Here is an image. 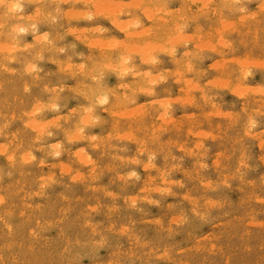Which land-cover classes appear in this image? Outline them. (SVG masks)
I'll list each match as a JSON object with an SVG mask.
<instances>
[{"label": "rangeland", "instance_id": "obj_1", "mask_svg": "<svg viewBox=\"0 0 264 264\" xmlns=\"http://www.w3.org/2000/svg\"><path fill=\"white\" fill-rule=\"evenodd\" d=\"M15 1L0 8V264H264V0ZM146 40L167 49L142 62Z\"/></svg>", "mask_w": 264, "mask_h": 264}, {"label": "bare ground", "instance_id": "obj_2", "mask_svg": "<svg viewBox=\"0 0 264 264\" xmlns=\"http://www.w3.org/2000/svg\"><path fill=\"white\" fill-rule=\"evenodd\" d=\"M41 1H42V0H41ZM75 1L77 2L78 0H75ZM79 1H83V2H84V0H79ZM100 1H101V0H100ZM134 1L137 2L138 0H134ZM139 1H140V0H139ZM139 1H138V2H139ZM141 1L143 2L144 0H141ZM141 1H140V3H141ZM148 1H149V0H148ZM198 1L200 2V0H198ZM229 1H230V0H229ZM9 2H10V1H9ZM16 2H19V1H15L14 3L17 4ZM34 2H35V1H34ZM39 2H40V1H39ZM87 2H89V3L92 2L91 5H92V8H93V7H94L93 5H95V4H93V2H96L97 4L101 5V4H105L106 1L104 2V0H103V1H102L103 3H100L98 0H97V1H96V0H94V1L87 0L85 3H87ZM98 2H99V3H98ZM107 2H108V1H107ZM114 2H115V1H114ZM114 2L111 1V2H109L110 5H109V3H107L106 6H105V5H101L102 8H101V6H100V8H99V10H98L97 12H99V13H103V12L106 11V10L108 11V10H109L108 5L110 6V9H111V8H114L115 10H117L118 8L121 7V6H119V7L116 9V5H115V4H117V6H118L120 2H118V3H117V1H116V3H114ZM131 2H132V0H131ZM149 2H151V0H150ZM164 2H165V1H164ZM186 2H188V1H186ZM223 2H224V0H223ZM14 3H12V4H14ZM111 3H113V5H111ZM140 3H139V4L137 3L138 5H137L136 3H133V4H135V5H134L135 7H134L133 5H131L132 3H130V0H129L126 4L120 3V5L123 4L122 6H123V8H124V5H125V6H128V5L130 4L131 6L129 5V8H130V7H134V8H137V9H138V8L140 7V5L142 6V3H141V4H140ZM184 3H185V2H184ZM97 4H96V6H95L94 8H97V7L99 6V5L97 6ZM157 4H158V3H157ZM114 5H115V7H113ZM159 5H160V4H159ZM164 5H165V4H164ZM103 6H104L105 8H103ZM137 6H138V7H137ZM143 6H144V5H143ZM160 6H161V5H160ZM199 6H200V5H199ZM19 7H21V6H19ZM147 7H150V6L148 5ZM147 7H146V8H147ZM94 8H93V12H94ZM107 8H108V9H107ZM121 8H122V7H121ZM126 8H127V7H126ZM126 8H125V9H126ZM146 8L144 7L145 10H143L142 7H141L140 9H142V10H141L142 12H143V11L146 12V10H147ZM187 8H188V7H187ZM41 9H42V8H41ZM103 9H106V10H103ZM114 9L111 10V11H112L111 13H113V14H114ZM164 9H165V7H164ZM164 9H163V7H162V10H164ZM188 9H190V8H188ZM217 9H218V8H217ZM217 9H216V10H217ZM20 10H21V9H20ZM100 10H102V11H100ZM120 10H121V9H120ZM120 10H119V11H120ZM129 10H130V9H129ZM151 10H152V9H151ZM153 10H154V9H153ZM158 10H160V9L158 8ZM181 10H182V9H181ZM5 11H6V10H5ZM42 11H43V10H42ZM74 11H76V10H74ZM107 11H106V12H107ZM117 11H118V10H117ZM139 11H140V10H139ZM141 11H140V12H141ZM166 11H167V9H166ZM188 11H189V10H188ZM195 11H196V10H195ZM6 12H7V11H6ZM14 12H15V11H14ZM14 12H12V13H10V14H12V16H13V13H14ZM83 12H84V13H83ZM86 12H87V11H86ZM86 12H85V11H82L81 15H82V14H83V15L80 16V18H82L83 16H85V17L88 16L89 13L85 14ZM106 12H104V14H106ZM142 12H141V13H142ZM149 12H150V10H149ZM149 12L147 11V13H145V14H148V15L145 17L146 20H147V19L149 20V16H150ZM157 12L159 13V11H157ZM109 13H110V12H109ZM160 13H161V11H160ZM7 14H9V13L7 12ZM43 14H45V13H43ZM48 14H49V13H48ZM94 14H95V13H94ZM96 14H98V13H96ZM113 14H111V17H112ZM125 14H126V13H125ZM127 14H128V12H127ZM127 14H126V15H127ZM143 14H144V13H143ZM145 14H144V16H145ZM153 14H154V12H153ZM199 14H200V11H199ZM41 15H42V14H41ZM62 15H63V14H62ZM79 15H80V14H79ZM154 15H155V14H154ZM157 15H159V14H157ZM20 16H21V15H20ZM20 16L17 15V17H20ZM44 16H45V15H44ZM46 16H47V14H46ZM63 16H64V15H63ZM71 16H72V15L70 14L69 17H71ZM131 16L133 17V15H131ZM159 16H160V15H159ZM212 16H213V15H212ZM3 17H4V16H3ZM21 17H22V16H21ZM21 17H20V18H21ZM24 17H25V16H24ZM42 17H43V16H42ZM89 17H90V16H89ZM150 17H152V16H150ZM155 17H156V19H158V20L161 19L160 17H159V18H157V16H155ZM20 18H19V19H20ZM25 18H27V17H25ZM130 18H131V17H130ZM208 18H209V17H208ZM16 19H17V18H16ZM22 19H23V18H22ZM77 19H78V18H77ZM82 19H83V18H82ZM86 19H87V18H86ZM131 19H132V18H131ZM136 19H137V18H136ZM153 19H154V16H153ZM242 19H243V18H242ZM111 20H113V19H111ZM134 20H135V19H134ZM237 20H238V19H237ZM48 21H49V20H48ZM48 21H47V22H48ZM153 21H154V20H153ZM155 21H156V20H155ZM239 21H240V20H239ZM112 22H115V19H114V21H112ZM116 22H118V21L116 20ZM124 22H125V21H124ZM124 22L121 23V24L118 23V25H120V26H121V25L124 26V25H123ZM136 22H138V19L136 20ZM161 22H163V20H162ZM0 23H1V21H0ZM125 23H126V24H125V25H126L125 28L128 29L127 27H128V26H131V25H130L129 23H128V24H129V25H128V24H127V21H126ZM157 23H158V22H157ZM242 23H243V22H242ZM20 24H21V23H20ZM140 24H141V23H140ZM161 24H162V23H161ZM0 25H1V24H0ZM18 25H19V24H18ZM138 25H139V24H138ZM159 25H160V24H159ZM159 25L157 24L158 27H160ZM225 25H227V24H225ZM1 26H3V25H1ZM4 26H5V25H4ZM22 26H23V24H22ZM120 26H118V27H119V29L122 30L123 28H120ZM122 26H121V27H122ZM140 26H141V25H140ZM25 27H26V26H25ZM70 27H71V26H70ZM132 27H133V26H132ZM132 27H131V28H132ZM223 27H224V26H223ZM227 27H230V26L227 25ZM13 28H16V29H17L18 26H17V25H16L15 27L13 26ZM19 28L22 29L23 27L21 28L20 25H19ZM125 28H124V29H125ZM135 28H137V27H135ZM135 28H134V29H135ZM144 28H146V27H144ZM144 28L141 29V30H143V31H142L143 33H142L141 31H139V32H138V31H133V33H134V32L137 33V34H134L135 36L132 35V34H130V33H128V31H127V34H130V36H132V37L140 36L141 33H142V35H143V34H144ZM155 28H156V27H155ZM225 28H226V27H225ZM231 28H232V26H231ZM9 29H10V28H9ZM9 29H8V30H9ZM11 29H12V27H11ZM20 29H19V30H20ZM124 29H123V31H124ZM126 29H125V30H126ZM129 29H130V28H129ZM153 29H154V28H153ZM153 29H152V30H153ZM157 29H160V28H157ZM232 29H234V28H232ZM12 30H13V29H12ZM121 30H120V31H121ZM130 30H131V29H130ZM139 30H140V29H139ZM147 30H148V29H147ZM24 31H25V30H24ZM153 31H154V30H153ZM232 31H233V30H232ZM10 32H11V30H10ZM20 32H21V31H20ZM71 32H72V31H71ZM71 32H70V33H71ZM130 32H132V31H130ZM140 32H141V33H140ZM145 32H146V31H145ZM6 33H9V31L6 32ZM11 33H12V32H11ZM11 33H10V34H11ZM124 33H125V32H124ZM155 33H156V32H155ZM155 33H152V34L150 33V34H151V35H153V34L155 35ZM138 34H139V35H138ZM145 34H147V33H145ZM125 36H129V35H126V34H125ZM144 36H145V35H144ZM147 36H148V34H147ZM13 37L15 38L16 36H13ZM33 37H34V36H33ZM36 37H37V35H36ZM38 37H39V36H38ZM132 37H131V39H132ZM155 37H157V35H156ZM164 37H165V36H164ZM9 38H10V37H9ZM31 38H32V37H31ZM39 38H40V37H39ZM39 38H38V41H36V42H39ZM161 38H163V37H161ZM166 38H167V37H166ZM16 39H17V37H16ZM131 39H130V40H131ZM134 39H135V38H134ZM137 39H138V38H137ZM137 39L133 40L132 42L136 41ZM152 39H153V38H152ZM164 39H165V38H164ZM164 39H163V40H164ZM14 40H15V39H14ZM55 40H56V39H55ZM59 40H61V38H59ZM155 40H157V39H155ZM169 40H170V39H169ZM169 40H168V41L166 40L165 43H167V44H168V43L171 44V43L169 42ZM17 41H19V40H17ZM31 41H32V40H31ZM33 41H34V40H33ZM47 41H48V40H47ZM116 41L118 42L119 40H116ZM124 41H125V40H124ZM152 41H153V40H152ZM170 41H171V40H170ZM14 42H15V41H14ZM44 42H45V41H44ZM86 42H87V41H86ZM150 42H151V39H150ZM150 42L148 41V43H147V40H146V45L144 44V48H143V45H142V48H141V46H140V50H141V52H140V50H139V54H140V53H141V54L143 53V51L145 50V48L147 47V45H148ZM172 42H173V41H172ZM110 43H112V42H110ZM118 43H119V42H118ZM118 43H117V44H118ZM120 43H123V41H121ZM120 43H119L118 45H117V44H116V45L119 47ZM134 43H135V42H134ZM134 43H130L131 46H127V45H126L127 48L129 47V48H128V49H129V50H128L129 53L131 52L132 49H134V50H132V51H135V50L137 51V48L135 49V47H139V45H140L138 42H136V43H138V46H136ZM163 43H164V42H163ZM8 44L10 45V43H8ZM8 44L6 43V45H8ZM12 44H13V43H12ZM31 44H32V43H31ZM42 44H43V43H42ZM44 44H45V43H44ZM112 44H114L113 46H115V42H113ZM123 44H124V43H123ZM132 44H133V45H132ZM1 45H3V44H0V46H1ZM17 45H18V44H17ZM124 45H125V44H124ZM156 45H157V43L154 44V45L152 44V46L150 45V47H147V48H149V49H150V48H156V47H155ZM13 46H14V45H13ZM23 46H24V45H23ZM44 46H45V45H44ZM117 46H115V47L117 48ZM121 46H122V45H121ZM126 46H124V47H126ZM134 46H135V47H134ZM148 46H149V45H148ZM1 47H2V46H1ZM6 47H8V46H6ZM6 47H5V44H4V50L6 49ZM10 47H11V45H10ZM18 47H19V45H18ZM25 47H26V46H25ZM25 47H24V48H25ZM124 47H122V49H123V51H126L127 48H126V50H125ZM130 47H134V48H130ZM158 47H159V45H157V48H158ZM160 47H162V46H160ZM160 47L158 48V50L160 49ZM49 48H51V47L49 46ZM49 48H48V50H49ZM53 48H54V46H53ZM87 48H88V47H87ZM92 48H93V47H92ZM96 48H97V47H96ZM111 48H112V47H111ZM119 48H120V47H119ZM147 48H146L147 51H146V50H145V51L148 53L149 51H148ZM163 48L167 49V45H166V47L163 46L162 49H163ZM2 49H3V48H2ZM2 49L0 50V52H1V51H4V50H2ZM10 49L13 50V47L10 48ZM10 49H9V50H10ZM17 49H18V48H17ZM99 49H100V48H99ZM108 49H109V48H108ZM162 49H160V50H162ZM6 50H7V52H8V49H6ZM38 50H39V49H38ZM104 50H105V49H104ZM112 50H113V49H112ZM118 50H119V49H118ZM151 50H154V49H151ZM158 50H157V52H158ZM15 51H16V50H15ZM15 51H14V52H15ZM20 51H21V49H20ZM93 51H94V50H93ZM95 51H96V50H95ZM97 51H98V50H97ZM101 51H102V50H101ZM101 51H100V52H101ZM107 51H108V50H107ZM128 51H127V52H128ZM136 51H135V52H136ZM145 51H144L143 54H146ZM154 51H156V50H154ZM164 51H165V50H163V52H164ZM167 51H169V50H167ZM167 51H165V52L167 53ZM5 52H6V51H5ZM18 52H19V51H18ZM37 52H39V51H37ZM102 52H103V51H102ZM120 52H121V51H120ZM159 52H160V51H159ZM2 53H3V52H2ZM8 53H9V52H8ZM104 53H105V51H104ZM106 53H107V52H106ZM5 54H6V53H5ZM12 54H13V53H12ZM12 54H11V55H12ZM141 54H140V57H141ZM143 54H142V56L144 57ZM149 54H151V53H149ZM171 54H173V53H171ZM171 54H170V55H171ZM38 55H39V54H38ZM105 55H106V54H105ZM124 55H125V54H124ZM126 55H127V54H126ZM153 55H154V54H153ZM153 55H151V58H152ZM155 55H156V52H155ZM39 56H41V55H39ZM78 56H80V55H78ZM101 56H102V55H101ZM110 56H111V55H110ZM3 57H5V56H3ZM9 57H10V56H9ZM35 57H36V56H35ZM119 57H123V56H119ZM127 57H129V56L127 55ZM127 57H126V58L119 59V60H121V61L124 60V61H125V60L128 59ZM5 58H6V57H5ZM36 58H37V57H36ZM38 58H39V57H38ZM67 58H68V57H67ZM129 58H130V57H129ZM141 58H142V57H141ZM141 58H138V59H141ZM146 58L151 59L150 56H148V55H147ZM146 58H145V59H146ZM7 59H8V57H7ZM10 59H11V57H10ZM12 59H13V57H12ZM89 59H90V58H89ZM143 59H144V58H142L141 61H142ZM145 59H144V60H145ZM149 59H148V60H149ZM50 60H51V58H50ZM53 60H54V58H53ZM107 60H109V62L111 61L110 59H107ZM107 60H105V61H107ZM119 60H118V61H119ZM132 60H133V59H132ZM151 60H152V59H151ZM56 61H57V59H56ZM121 61H119V64H120ZM129 61H131V60L129 59ZM141 61H140V62H141ZM127 62H128V60H127ZM142 62H143V61H142ZM142 62H141V63H142ZM144 62H145V61H144ZM147 62L150 63L149 61H146V63H147ZM226 62H227V61H226ZM24 63H25V62H24ZM27 63H28V62H27ZM27 63H26V65H27ZM58 63H59V62H58ZM60 63H61V62H60ZM83 63H84V62H83ZM83 63H82V64H83ZM103 63H104V62H103ZM121 63H122V62H121ZM148 63H147V65H148ZM227 63H228V62H227ZM74 64H75V63H74ZM107 64H108V63H107ZM125 64H127V63L125 62ZM125 64H124V66H127V65H125ZM1 65H2V64H1ZM26 65H25V66H26ZM30 65H31V63H30ZM59 65H60V64H59ZM65 65H66V64H65ZM83 65H84V64H83ZM110 65H111V63H110ZM114 65H115V64H114ZM128 65H129V64H128ZM237 65L239 66V64H237ZM28 66H29V65H28ZM31 66H32V65H31ZM62 66H63V65H62ZM66 66H67V65H66ZM70 66H71V65H70ZM72 66H73V65H72ZM104 66H105V65H103V67H104ZM106 66H107V65H106ZM108 66H109V65H108ZM112 66H113V63H112ZM116 66H117V65H116ZM122 66H123V65L121 64L120 67H122ZM2 67H4V65H3ZM5 67H6V66H5ZM60 67H61V66H60ZM100 67H101V65H100ZM114 67H115V66H114ZM114 67H112V68H114ZM120 67H119V69H120ZM239 67H240V66H239ZM241 67H242V66H241ZM34 68H35V67H34ZM34 68H33V69H34ZM68 68H69V67H68ZM95 68H96V67H95ZM124 68H125V67H124ZM133 68L135 69L136 67L134 66ZM0 69H1V68H0ZM35 69H36V68H35ZM61 69H62V68H61ZM61 69H60V70H61ZM65 69H67V68L65 67ZM69 69H71V68H69ZM89 69H90V68L88 67L87 70H89ZM102 69H103V68H102ZM104 69H105V68H104ZM107 69H108V68H107ZM115 69H116V67H115ZM121 69H122V68H121ZM128 69H129V68H128ZM177 69H178V68H177ZM241 69H242V68H240V69H238V70L241 72ZM4 70H5V69H4ZM8 70H9V69H8ZM8 70H7V73H8ZM90 70H91V69H90ZM93 70H94V69H93ZM93 70H91V71H93ZM109 70H110V68H109ZM122 70H123V69H122ZM122 70H121V71H122ZM130 70H133L131 66H130ZM2 71H3V70H2ZM9 71H10V70H9ZM33 71H34V70H33ZM61 71H62V70H61ZM65 71H66V70H65ZM91 71H90V72H91ZM95 71H96V70H95ZM101 71H102V70H101ZM118 71H120V70H118ZM68 72H69V70H68ZM74 72H76V71H74ZM74 72H73V74H75ZM96 72H97V71H96ZM105 72H106V71H105ZM131 72H132V71H131ZM135 72H136V71H135ZM146 72H147V71H146ZM175 72H176V71H175ZM240 72H239V73H240ZM81 73H83V71H82ZM97 73H98V72H97ZM129 73H130V72H129ZM137 73L139 74V71H138ZM142 73H144V72H142ZM65 74H66V73H65ZM68 74H69V73H68ZM90 74H91V73H90ZM102 74H103V73H102ZM130 74H131V73H130ZM35 75H36V74H35ZM71 75H72V74H71ZM132 75H133V74H132ZM140 75H141V74H140ZM37 76H38V75H37ZM73 76H74V75H73ZM88 76H89V75H88ZM88 76H87V77H88ZM101 76H102V75H101ZM134 76H135V73H134ZM141 76H142V75H141ZM91 77H92V76H91ZM91 77H90V79H91ZM99 77H100V76H99ZM99 77H98V78H99ZM122 77H123V76H122ZM135 77H136V76H135ZM138 77H139V76H138ZM93 78H94V77H93ZM98 78H97V81H98ZM174 78H175V77H174ZM94 80H95V79H94ZM135 82H136V81H135ZM82 84L85 85L84 82H83ZM95 84H97V83H95ZM98 84H99V83H98ZM135 84H136V83H135ZM138 84H139V83H138ZM138 84H137V85H138ZM144 84H145V83H144ZM144 84H143V85H144ZM86 85H87V84H86ZM116 85H117V84H116ZM87 86H88V85H87ZM97 86H98V85H97ZM100 86H101V84H100ZM120 86H121V85H120ZM124 86H125V85H124ZM124 86H123V87H124ZM139 86H140V85H139ZM139 86H138V87H139ZM83 87H84V86H83ZM83 87H82V90H83ZM89 87H90V86H89ZM104 88H105V87H104ZM107 88H108V87H107ZM26 89H27V88H26ZM79 89H80V88H79ZM86 89H87V87H86ZM98 89H99V87H98ZM98 89H97V90H98ZM124 89H125V88H124ZM127 89H128V88H127ZM242 89L244 90V87H243ZM242 89H241V90H242ZM87 90H88V89H87ZM100 90H101V88H100ZM106 90H107V89H106ZM109 90H110V88H109ZM235 90H236V88H235ZM235 90H234V92H236ZM238 90H239V89H238ZM241 90H240V91H241ZM246 90H248V89H246ZM78 91H79V90H78ZM89 91H90V90H89ZM112 91H113V90H112ZM254 91H256V90H254ZM25 92H26V90H25ZM87 92H88V91H87ZM98 92H99V91H98ZM242 92H244V91H242ZM242 92H241V93H242ZM252 92H253V91H252ZM88 93H89V92H88ZM90 93L92 94V92H90ZM238 93H239V91H238ZM238 93H237V94H238ZM82 94L84 95V93H82ZM85 94H86V93H85ZM93 94H94V93H93ZM234 94H235V93H234ZM239 94H240V93H239ZM242 94H244V93H242ZM254 94H256V93H254ZM110 95H111V94H110ZM124 95H125V94H124ZM55 96H57V95L54 94L53 99L55 98ZM97 96H98V95H97ZM103 96H105V95H103ZM113 96H115V94H114ZM243 96H246V94L243 95ZM85 97H86V96H85ZM127 97H129V96H126V98H127ZM130 97H132V96H130ZM87 98H88V96H87ZM89 98H91V96H90ZM115 98H116V97H115ZM122 98H124V97H122ZM126 98H125V99H126ZM53 99H52V100H53ZM55 99H56V98H55ZM55 99H54V100H55ZM106 99H107V97H105V100H106ZM116 99H117V98H116ZM118 99H119V98H118ZM95 100H96L97 102L101 103V104H102V102L105 101V100L103 99L102 96L97 97ZM121 100H124V99H121ZM126 100H127V99H126ZM126 100H125V101H126ZM131 100H132V98H131ZM115 101H116V100H115ZM117 101H118V100H117ZM94 103H95V102H94ZM104 103H105V102H104ZM115 103H116V102H115ZM151 103H152V102H151ZM105 104H106V103H105ZM105 104H104V105H105ZM117 104H118V103H117ZM164 105H165V104H164ZM164 105H163V106H164ZM114 106H115V104H114ZM149 106H150V105H149ZM153 106H154V105H153ZM133 107H134V106H133ZM82 108H83V107H82ZM88 108H89V107H88ZM91 108H92V107H90V110H93V109H91ZM116 108H117V106H116ZM104 109H105V108H104ZM141 109H142V108H141ZM141 109H139V107H138L137 110H141ZM80 110H81V109H80ZM83 110H84V109H83ZM90 110H89V111H90ZM118 110H119V109H118ZM133 110H134V111H133ZM85 111H86V110H85ZM114 111L116 112V110H114ZM129 111H131V109H129ZM132 111L135 112V113L138 112V111H136V108H135V109L132 108ZM74 112H75V111H74ZM80 112H81V111H80ZM86 112H87V111H86ZM120 112H121V111H120ZM126 112H127V111H126ZM126 112H125V113H126ZM140 112H141V111H140ZM157 112H158V110H157ZM83 113H85V112L83 111ZM109 113H110V111H109ZM118 113H119V112H118ZM131 113H132V112H131ZM87 114H88V113H87ZM113 114H114V113L112 112L111 115H113ZM121 114H122V118H123L124 116H125V118H126V117H128V118L130 117V115H128V116L125 115L124 112H121ZM132 114H134V113H132ZM132 114H131V115H132ZM145 114H146V113H145ZM155 114H156V112H155ZM158 114H159V113H157V115H158ZM163 114H164V113H163ZM79 115H80V114H79ZM88 115H89V114H88ZM116 115L121 117V115H118L117 113H115L114 116L116 117ZM159 115H161V114H159ZM66 116H69V115H66ZM66 116H65V117H66ZM82 116H84V115H82ZM142 116H143V115H142ZM79 117H81V116H79ZM158 117H159V116H158ZM90 118H91V117H90ZM94 118H95V117H94ZM142 118H143V117H142ZM63 119H64V118H63ZM92 119H93V118H92ZM151 119H152V118H151ZM40 120H41V119H40ZM160 120H162L161 117H160ZM38 121H39V120H38ZM41 121H42V120H41ZM64 121H65V120H64ZM163 121H164V119H163ZM80 122H83V121L81 120ZM86 122H89V121H84L85 124L89 125V124L86 123ZM29 123H30V122H29ZM84 123H83V124H84ZM22 124H24V122H23ZM35 126H36V125H35ZM80 126L82 127V125H80ZM165 127H167V126H165ZM29 128H30V129H31V128L33 129L34 127H29ZM39 128H40V127H39ZM36 129H37V127H36ZM79 130H80V128H79ZM74 134H75V133H73V135H74ZM82 134H83V133H82ZM14 135H15V134H14ZM14 135H13V137H14ZM37 135H38V134H36V136H37ZM76 135H77V134H76ZM76 135H75V137H76ZM79 135H81V133H80ZM5 136H6V135H5ZM41 136H42V134H41ZM84 136H85V135H84ZM115 136H116V135H115ZM79 138H80V137H78V140H80ZM112 138H113V137H112ZM82 139H85V138H82ZM87 139H88V137H87ZM117 139H118V138H117ZM121 139H122V138H121ZM123 139H125V138H123ZM76 140H77V139H76ZM8 141H9V140H8ZM66 141H67V140H66ZM15 146H17V145H15ZM38 147H40V146H38ZM40 149H41V148H40ZM49 149H50V146H49ZM62 149H64V148H62ZM51 150H52V149H51ZM1 151H3V150H1ZM1 151H0V153H1ZM4 151L6 152V150H4ZM27 151H28V150H27ZM56 151H57V149H56ZM78 151H79V150H78ZM66 152H67V151H66ZM29 153H30V152H29ZM23 154H24V153H23ZM51 154H53V153H51ZM26 155H27V154H26ZM85 155H87V154H85ZM11 156H12V155H11ZM87 156H88V155H87ZM7 157H9V156H7ZM7 157H6V158H7ZM18 157H19V156H18ZM78 157H79L82 161H83V160H84V161L86 160V158H85L84 156H81V155H80V156H78ZM12 158H14V157H12ZM89 159H90V158H89ZM30 161H31V159H30ZM87 161H88V160H87ZM87 161H86V162H87ZM12 162H13V160H12ZM12 162H11V163H12ZM39 162H40V161H39ZM90 162H91V161H90ZM54 164H55V163H54ZM56 164H57V163H56ZM11 165H12V164H11ZM91 165H93V164H91ZM123 165H124V164H123ZM38 166H39V165H38ZM40 166H41V165H40ZM44 166H45V165H44ZM91 168H92V166H91ZM128 172L131 173L132 171L129 170ZM49 174H50V173H49ZM127 174H128V173H127ZM127 174H126V175H127ZM47 175H48V174H47ZM55 179H57V178H55ZM133 179H134V178H133ZM37 180H38V179H37ZM41 180H42V179H41ZM49 180H50V179H49ZM49 180H47V181H49ZM51 180H52V179H51ZM51 180H50V181H51ZM38 181H39V180H38ZM42 181H43V180H42ZM50 181H49V182H50ZM129 181H130V180H129ZM44 182H45V181H44ZM163 182H165V181H163ZM42 183H43V182H42ZM164 184H165V183H164ZM57 185H58V184H57ZM203 187H205V186H203ZM37 188H38V186H37ZM41 190H42V189H41ZM213 190H214V189H213ZM39 191H40V190H39ZM32 194H33V193H32ZM32 194H31V195H32ZM204 195H205V194H204ZM34 196H35V194H34ZM60 197H61V196H60ZM63 197H64V196H63ZM66 199H67V198H66ZM72 199H73V198H72ZM62 200H63V198H62ZM132 201H133V200H132ZM21 203L23 204V202H21ZM36 203H38V202H36ZM203 203H204V202H203ZM207 203H208V202H207ZM24 204H25V203H24ZM27 204H29V203H27ZM34 205H36V204H34ZM22 206H24V205H22ZM26 206H27V205H26ZM29 206H30V205H29ZM36 206H37V205H36ZM19 212H20V211H19ZM21 212H22V211H21ZM62 213H63V212H62ZM1 221H2V220H1ZM1 221H0V222H1ZM49 223H50V222H49ZM89 223H90V222H89ZM56 224H57V223H56ZM3 225H4V223H3ZM5 226H6V225H5ZM95 226H96V225H95ZM97 226H99V225H97ZM90 228H91V227H90ZM61 235H62V234H61ZM34 237H36V236H34ZM63 250H64V249H63ZM62 253H63V252H62ZM3 263H4V262H3Z\"/></svg>", "mask_w": 264, "mask_h": 264}, {"label": "snow or ice", "instance_id": "obj_3", "mask_svg": "<svg viewBox=\"0 0 264 264\" xmlns=\"http://www.w3.org/2000/svg\"><path fill=\"white\" fill-rule=\"evenodd\" d=\"M0 8L6 9L8 13L19 8V4H10L7 0H0ZM23 31V29H21Z\"/></svg>", "mask_w": 264, "mask_h": 264}]
</instances>
